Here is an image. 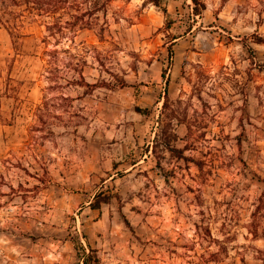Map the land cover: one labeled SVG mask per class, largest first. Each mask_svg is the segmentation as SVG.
<instances>
[{
    "label": "rangeland",
    "instance_id": "1",
    "mask_svg": "<svg viewBox=\"0 0 264 264\" xmlns=\"http://www.w3.org/2000/svg\"><path fill=\"white\" fill-rule=\"evenodd\" d=\"M202 2L0 0V264H264V0Z\"/></svg>",
    "mask_w": 264,
    "mask_h": 264
},
{
    "label": "trees",
    "instance_id": "2",
    "mask_svg": "<svg viewBox=\"0 0 264 264\" xmlns=\"http://www.w3.org/2000/svg\"><path fill=\"white\" fill-rule=\"evenodd\" d=\"M170 0H149L151 4H153L156 8L160 9L165 15L169 16L168 10L165 7V3H167ZM194 4L193 14L195 16H201L203 12L206 10L205 3L202 2V0H192ZM17 2L14 1V5H16ZM2 24L6 27V29L10 32L13 41L15 43V46L17 44V40L21 39L23 35H21L20 31H17L18 28L17 25L13 23L11 20H2ZM171 56L172 51L170 50ZM166 72L164 71L162 74V77L165 78ZM87 87L90 88H96L97 85H89L86 84ZM100 196H98L99 198ZM100 202H97V204L93 205V207H97V209H100ZM75 248L78 253V256L80 258L81 264H102L101 259L98 257L97 250L93 249L90 245H88L89 252L87 253V249L84 247V245L80 242L75 243Z\"/></svg>",
    "mask_w": 264,
    "mask_h": 264
}]
</instances>
